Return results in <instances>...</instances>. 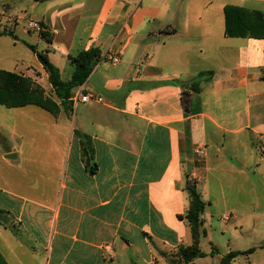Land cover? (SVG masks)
Instances as JSON below:
<instances>
[{
  "label": "crops",
  "instance_id": "0c3cea01",
  "mask_svg": "<svg viewBox=\"0 0 264 264\" xmlns=\"http://www.w3.org/2000/svg\"><path fill=\"white\" fill-rule=\"evenodd\" d=\"M226 6L264 17V0H0L1 30L26 46L37 33L63 81L71 57L101 51L80 87L101 101L56 116L3 106L27 115L14 122L0 168L6 264H171L192 243L188 182L207 204V230L212 202L199 186L229 171L246 176L250 154L240 150L255 139L264 154V39L227 37Z\"/></svg>",
  "mask_w": 264,
  "mask_h": 264
},
{
  "label": "rangeland",
  "instance_id": "374dc122",
  "mask_svg": "<svg viewBox=\"0 0 264 264\" xmlns=\"http://www.w3.org/2000/svg\"><path fill=\"white\" fill-rule=\"evenodd\" d=\"M17 34L19 37L17 41L9 36L0 37V70L15 71L30 79L35 86L44 91L46 97L59 103L49 81L41 72L35 70L34 53L21 41L22 34ZM39 34L42 35L43 32H39ZM31 37L34 39L32 44L38 50H42V41L40 40L41 44L38 46L35 41L38 38L37 33H32ZM74 112L75 107L72 115ZM26 116L23 110L7 109L0 106V168L4 166L2 155L6 148L14 143L10 142L8 134L11 132L14 122ZM262 142L255 139L250 149L242 148L240 150L242 154L245 151L250 154L248 159L250 165L248 169H245L246 176L229 171L221 177L220 183L214 180L210 189L203 185L199 186L200 190L206 192V200L212 202V206L207 208L206 217L208 220L209 217H213V221H208L207 237L203 238L200 244L204 253H210L212 249L217 250L218 254L219 250L224 253L229 249L241 252L254 249L253 254L238 257L236 264H264V154L261 150ZM234 160L236 161V159ZM0 172H2L1 169ZM226 216L229 217L227 220ZM206 262L207 264H219L220 261L217 257H209Z\"/></svg>",
  "mask_w": 264,
  "mask_h": 264
},
{
  "label": "trees",
  "instance_id": "16d2710c",
  "mask_svg": "<svg viewBox=\"0 0 264 264\" xmlns=\"http://www.w3.org/2000/svg\"><path fill=\"white\" fill-rule=\"evenodd\" d=\"M224 13L225 35L227 37L264 39V17L260 12L237 6H226ZM5 35L16 39L13 32L7 30L0 31V36ZM42 35L46 36V33L44 32ZM27 46L37 56L39 63L47 73L49 83L59 103L46 97L44 91L35 86L30 79L14 72L0 70V105L7 108L36 105L55 116L63 108L68 115H71L74 108L71 98L75 91L86 83L94 67L101 60V51L93 48L81 52L76 57H71L70 60L74 67V73L71 80L63 81L59 69L51 63L47 52L38 51L35 46L30 44ZM192 87L194 91H199L196 83ZM80 136L83 139H87L86 135L80 134ZM186 190L190 206L185 218L190 227L192 243L187 247H179L176 253L177 260L171 264H190L198 258H205L207 256L200 248L201 240L207 237L203 220L207 204L198 191L196 184L188 182ZM3 215L4 212L0 209V220ZM254 251V249L245 252L231 251L221 259L220 264H232L238 257L251 255ZM216 253L217 250L212 249L211 255L213 256ZM0 264H6L1 256Z\"/></svg>",
  "mask_w": 264,
  "mask_h": 264
},
{
  "label": "built area",
  "instance_id": "2783aa9c",
  "mask_svg": "<svg viewBox=\"0 0 264 264\" xmlns=\"http://www.w3.org/2000/svg\"><path fill=\"white\" fill-rule=\"evenodd\" d=\"M28 27L30 30L36 31V32H41L43 30V27L41 26V24L37 21H29L28 22ZM113 63H117L118 62V58L114 57L112 59ZM260 76L261 79L264 81V67L261 69L260 71ZM72 102L74 103V105L76 106L78 103H88L90 101L96 100V101H101L100 98H97L93 95L84 93V91L82 89H78L77 91H75L73 97L71 98ZM195 154L199 159H203L206 156V150L204 146H198L195 149ZM229 217L226 216L225 219L227 220Z\"/></svg>",
  "mask_w": 264,
  "mask_h": 264
}]
</instances>
